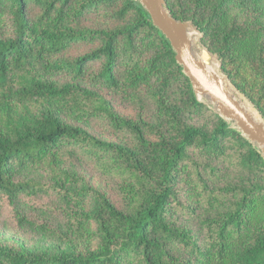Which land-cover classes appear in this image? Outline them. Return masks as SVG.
I'll use <instances>...</instances> for the list:
<instances>
[{"label":"trees","instance_id":"16d2710c","mask_svg":"<svg viewBox=\"0 0 264 264\" xmlns=\"http://www.w3.org/2000/svg\"><path fill=\"white\" fill-rule=\"evenodd\" d=\"M112 1L72 4L63 0L55 14L49 9L31 22L24 1L13 0V34L0 38V194L38 188L37 182L12 180L10 169L14 164H33L56 172L64 160L61 147L71 144L91 149L97 166L117 181L124 208L118 209L92 188L72 189L63 184L60 191L67 199L79 204L92 196L99 202L104 215L96 232L87 229L90 214L73 211L78 232L88 240L97 239V248L50 257L0 246V258L10 260L8 264H264L263 156L198 100L170 42L139 1L126 0L125 9L135 12L132 24L111 30L69 27L93 5ZM165 1L174 17L192 21L204 36L211 27L220 28L223 41L234 46L251 44L247 53L262 56V50L256 52L253 45L264 36V24L250 20L249 24H230V30L223 27L232 5H256L264 0ZM87 39L100 40L101 47L72 62L49 57ZM212 52L222 71L242 90L225 68L221 51ZM102 57L105 63L99 77L109 88L158 86L159 91L151 94L157 99L159 115L166 118V136L149 141L99 93L42 76L60 70L78 76L88 63ZM176 83L188 93L191 111L210 113L216 126L207 129L178 117L162 96ZM62 111L73 119L104 115L120 131H133L144 160L125 145L102 141L68 124ZM59 175L69 184L77 180L71 174ZM181 188L193 198V209L178 201ZM180 206L201 218L198 229L173 219L174 209Z\"/></svg>","mask_w":264,"mask_h":264},{"label":"rangeland","instance_id":"374dc122","mask_svg":"<svg viewBox=\"0 0 264 264\" xmlns=\"http://www.w3.org/2000/svg\"><path fill=\"white\" fill-rule=\"evenodd\" d=\"M25 13L29 21L33 22L46 10H53L55 14L63 0H23ZM75 4L77 0H69ZM126 0H113L93 5L83 16L69 24L72 29L111 30L132 24L135 12L125 9ZM13 0H0V38L9 39L13 34ZM252 16L251 18H249ZM258 18V20H257ZM256 20V24H264V1L256 5H232L229 15L224 21L223 30H230V24H249ZM192 23V21L187 20ZM255 28L254 24H251ZM199 41L194 47L200 51L207 48L219 63L221 62L214 51H221L224 66L231 73L235 82L243 90L231 82L236 91L247 101L255 112L264 120V36L258 39L253 48L262 56L253 57L246 50L251 44L244 42L234 46L231 42L223 41L220 28L211 27L207 35L198 29ZM101 47L98 39L80 40L69 44L62 50L49 56L52 60L62 59L72 62L78 57ZM105 57L91 61L75 76L67 70L57 72H43L42 76L58 84L75 83L84 88L99 93L113 107V110L123 119L136 124L149 141H159L168 134L166 118L159 115L157 99L151 92L159 91L156 84L134 89L113 90L109 88L99 75L104 67ZM117 73V70H116ZM164 101L172 106L178 117L198 126L211 129L217 125V120L210 113L202 111L195 113L188 107L189 95L179 83L173 84L168 92L162 93ZM214 114H218L209 102H203ZM259 110L257 109V107ZM219 115V114H218ZM220 116V115H219ZM61 117L71 125H76L102 141L125 145L138 152L137 138L133 131H120L104 115L91 116L85 119H73L65 111ZM221 117V116H220ZM231 127V126H230ZM232 128V127H231ZM234 129V128H233ZM253 145V144H252ZM254 146V145H253ZM64 160L60 168L54 172L33 164H14L10 169L12 180L33 181L40 184L38 188L19 191L17 193L0 194V246L15 252L35 255L56 256L61 253L84 252L95 250L98 240H88L77 230V220L73 211L84 210L91 219L87 229L96 232L99 220L104 215L99 202L92 196L85 198L79 204L67 199L60 191L63 184L72 189L92 188L106 197L118 208H124V201L118 191L117 181L103 172L96 164L95 157L89 148H81L71 144L62 147ZM254 148H256L254 146ZM195 158H200L192 152ZM264 158V156H263ZM144 160V159H143ZM76 176L74 184H69L59 174ZM181 187L182 185L179 184ZM178 201L183 206L193 209V198L186 194L185 189L177 192ZM173 219L180 224H189L194 229L199 228V217L191 215L189 210H182L181 206L174 209ZM10 260L0 258V264H8Z\"/></svg>","mask_w":264,"mask_h":264},{"label":"water","instance_id":"95a60500","mask_svg":"<svg viewBox=\"0 0 264 264\" xmlns=\"http://www.w3.org/2000/svg\"><path fill=\"white\" fill-rule=\"evenodd\" d=\"M137 1L148 12L152 24L170 42L175 60L198 100L212 104L221 118L264 156V120L256 119L243 106L240 98L231 92L232 84L226 75L210 70L214 56L207 48L201 49L199 56L195 54L194 44L189 37L190 28L197 29L193 23L174 17L165 0Z\"/></svg>","mask_w":264,"mask_h":264},{"label":"bare ground","instance_id":"6f19581e","mask_svg":"<svg viewBox=\"0 0 264 264\" xmlns=\"http://www.w3.org/2000/svg\"><path fill=\"white\" fill-rule=\"evenodd\" d=\"M198 31L195 29V28H190V31H189V37L191 38L193 44H194V47L196 46V44L198 43L197 41H199V36H198ZM195 54L197 56L200 55V51H197L195 50ZM210 70L214 71V72H220L219 71V63L217 61V59L214 57L210 63ZM230 90L233 94L237 95L238 98H240V100L242 101L243 103V106L256 118L258 119L259 121H263L262 118L259 116V114L257 112H255L253 110V108L250 106V104L245 101L244 99H242V96L236 91V89L234 88L233 85L230 86Z\"/></svg>","mask_w":264,"mask_h":264}]
</instances>
